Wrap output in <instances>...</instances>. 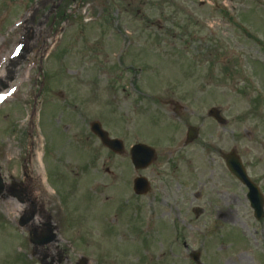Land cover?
I'll use <instances>...</instances> for the list:
<instances>
[{
    "label": "rangeland",
    "instance_id": "rangeland-1",
    "mask_svg": "<svg viewBox=\"0 0 264 264\" xmlns=\"http://www.w3.org/2000/svg\"><path fill=\"white\" fill-rule=\"evenodd\" d=\"M39 1L0 0V77L21 36L31 35L32 49L14 69V81L0 94L1 175L5 182L9 177L22 182L36 198L49 201L51 209L59 206L56 212L60 213L61 207L64 214L80 210L83 219L91 217V211L98 220L106 216L107 221L102 223L105 231L106 227L117 229V234L104 242L117 250L113 255L120 257L123 264H173L168 224L176 220L183 224L185 206L173 198L179 188L169 176L167 149L155 146L159 159L142 172L152 180L153 193L142 199L139 213L135 210L139 203L133 201L131 189L125 184L131 174L129 159L108 156L100 149L89 123L97 120L111 136L119 138L127 132L124 139L128 147L137 140L129 131L141 135L138 142L162 139L171 124L145 119L172 115L164 106L154 103V107L149 102L151 95L170 92L188 107L181 113L183 116L206 114L216 106L231 116L230 121L236 116L259 114L257 124L264 116V0H146L148 6L142 12L150 15L155 26L136 21L135 11L123 12V4L138 0H62L57 5L47 2L44 8L38 6ZM104 3L109 5L98 6ZM158 8L165 9V13L160 14ZM170 8L175 9L170 16L173 22L163 17L173 11ZM231 8L238 21L231 22ZM243 14L247 22L239 21ZM105 16L111 19L108 30L101 34L98 28L104 26ZM33 17L28 25L31 29L25 30L23 23ZM162 35L183 36V43L176 42L170 48ZM142 47L147 51L139 56L151 57L147 58L151 61L148 68L162 67L164 72H169L170 67L178 69L169 65L170 59L178 55L195 58H189L191 65L185 69L198 71L184 81L176 80L171 73H161V80H153V75L146 73L155 71L146 70L140 58H133ZM127 51L129 55H122L120 63L121 53ZM240 55H246L244 65ZM197 61L198 68L194 64ZM138 67L147 72L138 73ZM112 83L123 84L125 91H111ZM136 83H154L158 90L146 84L140 87L145 94L141 96L132 86ZM141 97L144 114L132 121L131 108ZM253 100L262 102L253 107ZM109 101L115 106H109ZM250 124L243 123L240 131ZM231 129L214 134L216 148H232ZM211 158L210 164L219 161L216 155ZM159 177L167 180V190L156 185ZM90 188L98 197L92 201L88 200ZM97 199H104L106 205L117 201L109 206L114 211L105 213L107 206ZM19 206L11 200L0 201L3 220L6 222ZM139 217L143 225L138 223ZM82 226L90 224H81L83 233L79 237L85 241ZM9 231L7 225L0 230V264L16 260L6 239Z\"/></svg>",
    "mask_w": 264,
    "mask_h": 264
},
{
    "label": "flooded vegetation",
    "instance_id": "flooded-vegetation-1",
    "mask_svg": "<svg viewBox=\"0 0 264 264\" xmlns=\"http://www.w3.org/2000/svg\"><path fill=\"white\" fill-rule=\"evenodd\" d=\"M180 110L179 106L173 109L176 113ZM174 117L178 121L171 127L178 132L191 127L185 116L176 114ZM229 117L225 121L220 118L218 123L212 120L208 125L205 116H196L192 125L195 139L190 143L180 142V147L188 148L187 151L182 152L181 148L166 151L170 156L167 160L170 172L175 171L174 161L187 160L184 179L178 182L179 189L174 193L175 202L185 206L183 224L173 226L170 231L173 250H178L175 264H264V138H256V125L251 130L244 129L241 134L243 121L238 118L230 123ZM214 128H232L231 149L216 148L215 142L211 141ZM203 132L207 138L202 136ZM178 141L179 138L169 142V147H174ZM192 146L200 149L198 157L191 152ZM229 151L241 161L250 187L226 169L222 155ZM214 154L218 162L192 163L200 155L206 156L207 160ZM157 184L162 191L169 185L160 177ZM152 191L151 185L145 196ZM34 214V221H23V227L19 226V219L14 220L10 238L18 245V251H13L16 258L13 264H119L116 259H106L107 251L101 243H96L92 228L87 252L80 253L83 249H80L79 228L73 226L74 218L49 210L43 201L35 205ZM31 232L37 234L35 240L40 242L34 249ZM48 236L50 242H47Z\"/></svg>",
    "mask_w": 264,
    "mask_h": 264
},
{
    "label": "water",
    "instance_id": "water-1",
    "mask_svg": "<svg viewBox=\"0 0 264 264\" xmlns=\"http://www.w3.org/2000/svg\"><path fill=\"white\" fill-rule=\"evenodd\" d=\"M212 113V112H211ZM141 149H143V148H141ZM147 149V148H146ZM148 150V149H147ZM149 157H150V154H148L147 152H146V150H142L141 151V160H138V162H141V166L142 167H144V166H146L150 161H151V159L153 158V154L151 153V159H149ZM137 158V157H136ZM135 163H137V160H135ZM134 163V164H135ZM228 163H230V162H228ZM232 163V162H231ZM232 165V164H231ZM135 166L137 167V165L135 164ZM143 180H141V179H139L138 180V182L137 183H135V187L137 188V189H142L143 188ZM4 189V186H3V184H2V181H1V179H0V192L2 191ZM138 192H140V191H138Z\"/></svg>",
    "mask_w": 264,
    "mask_h": 264
}]
</instances>
